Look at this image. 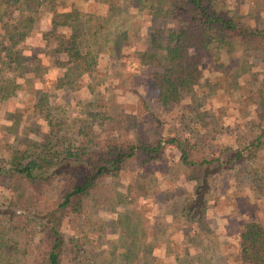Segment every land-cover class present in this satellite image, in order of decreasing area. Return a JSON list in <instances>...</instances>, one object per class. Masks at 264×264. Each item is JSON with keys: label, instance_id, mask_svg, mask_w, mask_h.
<instances>
[{"label": "trees", "instance_id": "obj_1", "mask_svg": "<svg viewBox=\"0 0 264 264\" xmlns=\"http://www.w3.org/2000/svg\"><path fill=\"white\" fill-rule=\"evenodd\" d=\"M84 1L0 0V66L22 64L23 40L32 32L38 12L48 22L44 38L53 40V47L43 53L49 58L31 69L30 78L39 86L30 114L40 122L16 141L0 143V184L7 193L0 203V264H62L66 252L71 260L83 258L87 264H115L117 259L124 264H156L149 219L133 207L148 192L138 176L127 183L125 195L114 191L115 199L112 192L104 193L94 204L113 203L118 241L101 243L98 234L99 248L87 249L89 238L76 233L77 217L87 210L90 197L107 189L105 177L116 180L135 165L160 159L168 146L178 150L188 169L190 187L181 189L179 202L189 225L184 234H207L211 178L236 170L249 186L238 197L245 215L235 234V264H264V70L251 61L257 53L264 57V25L229 10L223 0H134L125 8L118 0H94L108 4L105 14L84 10ZM249 1L252 11L264 12V0ZM140 4L155 22L148 46L138 51L139 63L152 75L159 105L187 110L179 122L190 136L164 134L158 115L147 108L142 95L138 100L156 123L151 134H133L124 103L107 84L108 75L98 78L101 58L116 62L130 32L140 28L135 22L132 28L125 19L129 6ZM237 49L242 54L235 60ZM221 56L229 61L223 64ZM213 62L210 70L216 80L206 88L205 65ZM82 75L88 77L91 96L79 98V107L73 108L64 94ZM219 87L237 93L238 110L252 121L255 133L242 144L225 142L214 148L209 130L200 127L207 126L203 120L208 111H197L195 103L201 94ZM67 223L72 234L67 233ZM101 225L97 222L95 229ZM178 260L175 255L174 264Z\"/></svg>", "mask_w": 264, "mask_h": 264}, {"label": "rangeland", "instance_id": "obj_2", "mask_svg": "<svg viewBox=\"0 0 264 264\" xmlns=\"http://www.w3.org/2000/svg\"><path fill=\"white\" fill-rule=\"evenodd\" d=\"M131 1L134 0H118V5L125 8ZM223 2L229 10L241 14L253 23L264 25V12L252 11L249 0H223ZM81 6L84 10H93L99 14H105L108 8L107 3L94 0L84 1ZM129 12L127 11L125 14L129 25L133 28V22H135L140 28L130 32L127 40L128 45L124 46L122 55L116 62H111L107 57L101 58L98 65V78L103 77L104 73L108 75L107 84L114 86L117 100L124 103L133 134L139 130L151 134L156 123L138 100V95H142L147 108L158 115L164 134L187 136L189 134L183 132L185 127H182L181 121L179 122L181 113L187 110L182 105L161 106L156 102L157 89L153 83L152 75L147 67L139 63L137 56L139 50L148 46L149 29L152 28V23L155 20L152 19L147 7L141 4L137 7L130 5ZM31 28L32 32L26 35L23 40V56L20 59L22 64L17 65L16 62H13L10 67L7 64L0 66V143L2 140L9 139L16 141L17 137H22L30 127L37 126L40 122L30 114L29 105L34 99L33 93L36 86H39L38 81L35 82L30 78L31 69L33 65H40L42 60L49 58L43 53L53 47V40L44 38L45 32L49 30L44 14L40 12L34 14ZM20 45L16 47L20 48ZM50 53L52 54V51ZM233 53L234 59L237 60L242 51L237 49ZM251 59L257 69L264 70L262 54L251 55ZM228 61L226 56H221L223 64ZM213 64L214 62L205 65L204 77L208 81L206 88H212L216 80L211 72ZM16 65L17 67L13 68ZM50 73L53 74V71ZM113 75L118 78H114ZM88 81L87 75H82L77 78L68 91H65L64 96L70 98L68 99L69 106L79 107V104L75 103L79 98L91 96V92L87 88ZM2 89L4 90L2 91ZM99 89L100 87H96L94 92L98 94ZM237 97L235 91H226L219 87L216 92L201 94L199 102L195 103L197 111L200 110L202 113L208 111L203 120L207 126L200 125V127L202 131L209 130V142L214 148L225 142L233 145L242 144L255 133L247 113L241 114L242 112L238 110ZM197 111H193L191 114L193 115ZM43 126V123H40L42 129ZM134 169L133 171L128 169L116 180L105 177L103 182L107 184V189L90 197L87 202V210L78 215L76 233L79 236L85 233V240L89 238L90 244L86 245L87 249L98 247V234L101 235V243H106L109 238H116L118 241V227L114 223L116 213L111 207L113 203L111 201L103 202L101 207L94 204L97 202L96 198L104 193L112 192L115 199L118 198V195L114 191L125 195L127 183L132 181L136 175L139 177V181L147 187L148 192L147 196L145 194L139 197L133 207L142 209L144 216L147 215L149 219L152 231L150 239L154 246L153 253L156 256V264H174L175 255L179 257L176 264H235L238 258L235 234L245 215L240 202H238V197L246 194L249 186L243 177L244 174L236 170H226L211 178V191L208 195V213L206 215L209 224L208 232L204 234V232L193 233L191 231L186 236L184 233L188 230L189 225L179 212V202L181 189L190 187V184L187 181L188 169L180 160L178 150L174 146H168L162 158L143 166L135 165ZM6 196L5 188L0 184V203L5 200ZM107 197L108 195L105 194L104 198ZM257 215L260 213L257 212ZM263 215L262 213L261 216L263 217ZM97 222H102L100 230L95 229ZM73 231L74 229L67 223V233L72 234ZM103 254L102 252L101 255ZM71 257L72 255L66 252L62 264H87L83 258L76 261L75 259L71 260ZM115 264L124 263L117 259Z\"/></svg>", "mask_w": 264, "mask_h": 264}]
</instances>
